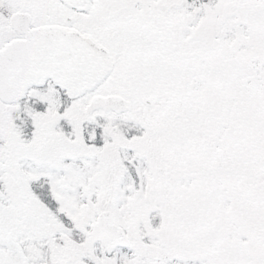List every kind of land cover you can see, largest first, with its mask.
Listing matches in <instances>:
<instances>
[{"label":"snow or ice","instance_id":"6c2138e0","mask_svg":"<svg viewBox=\"0 0 264 264\" xmlns=\"http://www.w3.org/2000/svg\"><path fill=\"white\" fill-rule=\"evenodd\" d=\"M0 264H264V0H0Z\"/></svg>","mask_w":264,"mask_h":264}]
</instances>
